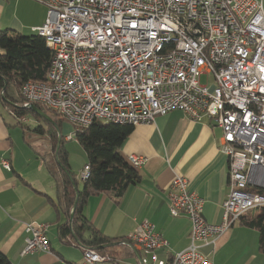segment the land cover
<instances>
[{
	"label": "built area",
	"instance_id": "built-area-1",
	"mask_svg": "<svg viewBox=\"0 0 264 264\" xmlns=\"http://www.w3.org/2000/svg\"><path fill=\"white\" fill-rule=\"evenodd\" d=\"M46 8L41 35L52 59L45 81L21 86L22 106L34 102L73 126L94 121L151 124L180 110L190 120L207 116L221 129L219 150L228 162V194L219 224L207 223L203 199L175 176L169 212L190 222L189 244L169 260L168 242L148 220L120 243L138 252V264H213L201 250L251 209L264 206L263 0H34ZM207 75L210 82L203 83ZM140 167L146 158L130 155ZM10 169V162L0 158ZM88 164L76 179L86 180ZM23 253L48 251L47 224L25 226ZM86 264L118 259L84 247Z\"/></svg>",
	"mask_w": 264,
	"mask_h": 264
},
{
	"label": "crops",
	"instance_id": "crops-1",
	"mask_svg": "<svg viewBox=\"0 0 264 264\" xmlns=\"http://www.w3.org/2000/svg\"><path fill=\"white\" fill-rule=\"evenodd\" d=\"M45 16V6L34 0H0V30L35 33ZM19 127V119L0 95V158L10 162V169L0 165V252L12 264H86L84 260L76 263L70 248L73 244L57 237L58 223L64 218L52 206L55 186L38 157L48 146L41 144L42 149L37 151L27 142L28 132H20ZM220 136L221 129L207 116L194 121L180 110L157 115L151 124L133 126L119 152L125 158H146L135 168L140 182L129 186L117 202L104 194L89 196L82 209L84 216L111 239L126 237L140 221H150L168 242L158 251L159 258L166 260L189 244L188 218L169 212L167 194L175 176L187 178L189 188L203 199L202 216L207 223L219 224L222 220V204L228 194V162L219 150ZM81 185L78 180V187ZM35 223L47 224L50 249L23 253L28 235L25 226ZM72 242L76 244L75 237ZM201 250L213 264H264L257 231L238 220ZM117 264H138V252L123 249Z\"/></svg>",
	"mask_w": 264,
	"mask_h": 264
},
{
	"label": "trees",
	"instance_id": "trees-1",
	"mask_svg": "<svg viewBox=\"0 0 264 264\" xmlns=\"http://www.w3.org/2000/svg\"><path fill=\"white\" fill-rule=\"evenodd\" d=\"M51 59V51L37 32L22 34L0 30V95L19 119L22 129V119L26 113L31 112L37 117L40 115L32 107L22 106L24 98L20 92L21 86L28 80L45 81ZM32 106L55 116V123L65 121L42 104L34 102ZM132 129V125L94 121L75 133L74 138L86 154L85 164L90 168L88 178L80 181L81 187H78L76 174L69 167L64 146L65 136L59 135L58 140L61 132L48 133V148L38 157L55 186L56 200L51 201L52 206L64 218L57 226V237L61 242L73 244L81 250L92 247L100 254L115 259H118L123 249L131 250L120 243L124 237L111 239L95 229L82 209L91 195L104 194L117 202L129 186L140 182L138 171L119 152V147ZM36 130L44 134L40 127ZM251 212L253 215L248 216ZM238 222L257 231L258 250L264 253V206L248 210L239 217ZM74 237L76 244L72 242ZM169 259L170 256L166 260ZM0 264H12L2 252Z\"/></svg>",
	"mask_w": 264,
	"mask_h": 264
},
{
	"label": "rangeland",
	"instance_id": "rangeland-1",
	"mask_svg": "<svg viewBox=\"0 0 264 264\" xmlns=\"http://www.w3.org/2000/svg\"><path fill=\"white\" fill-rule=\"evenodd\" d=\"M201 81L203 83L210 82V79L207 75H203L201 77ZM40 115V114H39ZM48 118L40 115L39 117L34 116L33 113L28 112L25 114L23 118V129L19 127L20 132L23 130L28 132L27 135V142L31 145H34V149L40 151L43 145H47L49 142L48 133L52 132H61L59 135L66 136L67 134L73 132V126L68 121L64 122H54L56 119L55 116L51 115L50 113L46 114ZM37 127H40L44 134H40L39 131L36 130ZM60 127V128H57ZM36 138L34 139V136ZM41 144H43L41 146ZM65 151L67 154V160L69 163L70 170L77 174L81 168L83 167L84 163L86 162V154L83 147L76 141L73 137L72 139L65 140L64 142ZM72 248V253L74 254V261L76 263H81L83 261V254L82 252L73 245L70 247Z\"/></svg>",
	"mask_w": 264,
	"mask_h": 264
},
{
	"label": "water",
	"instance_id": "water-1",
	"mask_svg": "<svg viewBox=\"0 0 264 264\" xmlns=\"http://www.w3.org/2000/svg\"><path fill=\"white\" fill-rule=\"evenodd\" d=\"M31 107L34 109V111L38 112L40 115L48 118V116L45 113H43L41 110H39L38 108H36L34 106H31ZM58 140H59V138H58ZM138 257H139V255H138Z\"/></svg>",
	"mask_w": 264,
	"mask_h": 264
}]
</instances>
